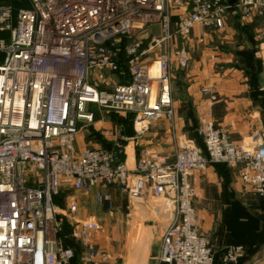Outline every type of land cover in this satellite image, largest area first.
<instances>
[{"label":"built area","instance_id":"obj_1","mask_svg":"<svg viewBox=\"0 0 264 264\" xmlns=\"http://www.w3.org/2000/svg\"><path fill=\"white\" fill-rule=\"evenodd\" d=\"M242 13L264 0H238ZM224 0H29L0 6V264H105L92 227L56 213L63 187L100 203L112 188L141 183L160 197L165 225L154 264H215L199 229L190 176L208 163L240 165L244 188L264 191V141L239 147L211 120L199 133L206 154L174 135L173 157L146 147L121 160L117 148L77 147L91 107L124 112L138 139L172 116L167 48L195 26H222ZM157 70L151 74V69ZM124 68V70H123ZM108 71V72H107ZM107 72V73H106ZM127 122V121H126ZM70 229L67 245L62 219ZM243 246L226 247L220 264H239Z\"/></svg>","mask_w":264,"mask_h":264},{"label":"rangeland","instance_id":"obj_2","mask_svg":"<svg viewBox=\"0 0 264 264\" xmlns=\"http://www.w3.org/2000/svg\"><path fill=\"white\" fill-rule=\"evenodd\" d=\"M20 1L23 6L18 8L29 5V0ZM224 1L229 3V6L222 15L221 27L197 25L186 35L172 37L171 44L167 48L171 87L174 66L177 65L179 71L184 72L191 57L202 53L201 48L213 44V41H218V43L223 41L224 44H227V38L230 48L236 53L239 52L238 47L242 44L248 48V54L258 53L263 57V59L260 58L259 63L252 59L240 60L239 56H236L233 62L245 66L253 75L254 70H259L258 74L262 73L264 85V6L253 8L250 15L246 16L236 5L238 0L235 3H232L234 0ZM2 5L11 6L12 3L9 0H0V6ZM11 7L13 8V5ZM198 28L202 32H213L214 38H210L207 44L201 41L193 44L190 39L194 38L193 34ZM241 29L242 31L247 29L250 33L246 37L240 38L238 32H241ZM202 32L199 33L200 37H203ZM228 34L229 37H225ZM4 35L5 32H0V37ZM248 64L250 68L246 67ZM249 79L253 84L251 78ZM199 91L203 99L193 110L191 122L186 119L179 125L173 105L171 117L163 115L154 120L149 124L148 130L138 139L124 138L122 123L128 120L126 113L93 106L90 108L93 111V120L82 124L76 134L75 144L79 148L87 146L108 149L117 148L116 146L120 144L123 150L121 160L127 161L130 157L129 152L132 151L134 153L132 162L139 158L138 154H143L146 147H149V149L165 156L167 160L171 159L174 154L173 136L180 135L192 140L202 153L206 154L205 144L199 133L201 123L205 120H211L216 127L224 130L230 140L239 147L248 148L264 141V131L255 132L247 142H238L233 139L229 130L216 123L213 118L212 105L217 100V93L206 84L199 85ZM177 111L189 113V109L184 108ZM262 114H264V110H262ZM190 179L197 192L193 206L199 218V229L208 236L212 245H214L212 234H218L223 230V226L228 220V223L232 224L230 231L233 232V235L264 234V191L261 193L251 188H244L240 177V165H229L223 162L208 163L204 168L193 173ZM133 185L135 187L130 186L123 190L110 189L108 199L100 203L93 199L94 195L90 191L87 193L74 191L67 185L54 198L57 214L68 215L71 221H82L89 228L92 227L93 239L109 255L105 264L129 263L130 260L127 261L129 258L126 256V252L138 250L137 255H139V251L148 246V255L145 257L146 264H154L156 261L160 234L165 225L161 199L155 197L152 194L154 190L148 186H143L141 183ZM257 231L260 233H256Z\"/></svg>","mask_w":264,"mask_h":264},{"label":"crops","instance_id":"obj_3","mask_svg":"<svg viewBox=\"0 0 264 264\" xmlns=\"http://www.w3.org/2000/svg\"><path fill=\"white\" fill-rule=\"evenodd\" d=\"M240 31L238 32L240 38H244L250 33L247 29ZM200 32H202L200 28L194 32V38L190 39L193 44L200 43V41L207 44L210 38H214L213 32H202L203 37L199 36ZM251 33L255 38L253 31ZM225 37H229V34ZM214 42L204 47L205 49L201 48L202 53L190 56L191 59L184 72L179 71L176 64L173 68L171 91L176 120L179 125L186 119L191 122L193 110L198 102L203 99L199 85L206 84L217 93V100L212 105L213 118L216 123L227 128L233 139L238 142H247L248 138H251L255 132L264 131V114H262V110H264L263 75L262 73L258 74L259 70H254L253 75L248 68L234 64L233 60L239 56L240 60L252 59L260 63L262 56L258 53L248 54V48L242 44L239 45V52L236 53L230 48L228 38L226 40L228 45L224 44L223 41ZM246 67H249V64ZM248 78H251L253 84ZM187 80L188 83H186ZM181 108L189 109V113L178 112L177 110ZM160 151L163 152V150ZM129 153L130 157L127 161L131 163L134 153L132 151ZM228 221L225 223L226 226H223V230L218 234H212L217 254L227 244H240L243 246V255L239 264H264V234L233 235V232L230 231L232 224ZM258 232L260 233V231L256 233ZM147 248L139 251V255H137L138 250L126 252V256L129 258L127 261L130 260L126 264H146L145 257L148 255L149 246Z\"/></svg>","mask_w":264,"mask_h":264},{"label":"water","instance_id":"obj_4","mask_svg":"<svg viewBox=\"0 0 264 264\" xmlns=\"http://www.w3.org/2000/svg\"><path fill=\"white\" fill-rule=\"evenodd\" d=\"M235 2H236V0H234L232 3H235ZM2 59H3V56H0V62L2 61ZM122 126H123L125 136L126 137H132L133 136L132 121L128 120ZM62 229H63V233L66 235V238H65L66 244L74 246L75 243L73 242V240H71L68 237V235L70 234V229L68 228L67 222L64 218L62 219Z\"/></svg>","mask_w":264,"mask_h":264},{"label":"trees","instance_id":"obj_5","mask_svg":"<svg viewBox=\"0 0 264 264\" xmlns=\"http://www.w3.org/2000/svg\"><path fill=\"white\" fill-rule=\"evenodd\" d=\"M9 2L12 3V5H13V9H14V10H16V8H18L19 6H23V5L20 4V3H21L20 0H9ZM12 5H11V6H12ZM123 70H124V68H123ZM211 245H212V244H211ZM228 245H229V244L225 245V246L223 247L222 251H221L219 254H217V252L215 251L214 245H212L213 253H214V262H215V264H219V263H220L221 258H222V256H223V253H224V251H225V249H226V247H227ZM239 262H240V260H239Z\"/></svg>","mask_w":264,"mask_h":264},{"label":"bare ground","instance_id":"obj_6","mask_svg":"<svg viewBox=\"0 0 264 264\" xmlns=\"http://www.w3.org/2000/svg\"><path fill=\"white\" fill-rule=\"evenodd\" d=\"M157 70L156 66H154L152 69H151V74L155 73Z\"/></svg>","mask_w":264,"mask_h":264}]
</instances>
